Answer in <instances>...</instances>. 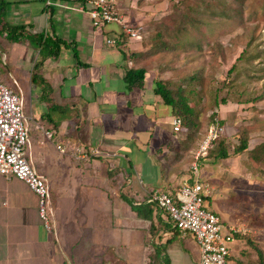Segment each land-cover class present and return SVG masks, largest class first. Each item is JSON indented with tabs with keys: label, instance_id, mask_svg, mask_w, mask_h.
Here are the masks:
<instances>
[{
	"label": "crops",
	"instance_id": "crops-1",
	"mask_svg": "<svg viewBox=\"0 0 264 264\" xmlns=\"http://www.w3.org/2000/svg\"><path fill=\"white\" fill-rule=\"evenodd\" d=\"M54 1L47 8L44 0H0V64H29L26 156L46 180L54 225L51 232L45 228L38 196L25 182L0 174V264H90L111 247L119 257L139 260L141 228L149 221L121 194L140 204L153 191H177L189 176L174 158V117L155 92L158 71L124 57L126 50L145 51L141 45L123 35L120 25L94 27L85 0ZM117 35L126 41L109 46ZM142 66L144 85L129 88L127 72ZM50 101L60 113L51 111ZM45 130L55 132L56 143L45 139ZM77 148L100 155L83 160ZM112 213L123 223H111ZM178 237L195 249L192 264H198L195 240Z\"/></svg>",
	"mask_w": 264,
	"mask_h": 264
},
{
	"label": "rangeland",
	"instance_id": "rangeland-1",
	"mask_svg": "<svg viewBox=\"0 0 264 264\" xmlns=\"http://www.w3.org/2000/svg\"><path fill=\"white\" fill-rule=\"evenodd\" d=\"M116 1L124 19L143 29L142 39L135 40L142 50L160 41L157 38L160 34L177 42L176 51L155 53L144 64L157 70L159 78L172 80L175 86H186L184 80L196 78L191 85L195 92L190 104L196 111L198 125L191 132L183 129L179 132L177 155H174L177 163L182 164L183 174L189 175L184 181L191 178L193 165L198 164L200 179L210 187L211 210L218 213L228 228L246 234L264 249V99L257 103L244 102L259 95L264 97V0H225L223 3L206 0V5H199L200 2L192 5L193 0ZM190 4L193 11L189 10ZM217 44L222 50L218 51ZM244 50L243 58L237 61ZM234 64L236 69L229 73ZM28 66L0 64L5 84L24 99L27 117L30 101L26 92L33 87ZM147 80L151 81L150 75ZM223 100L227 102L224 104ZM49 103L52 112H61L59 105ZM242 128L253 130L250 148L236 155L234 150ZM211 129L221 133L203 155L201 145ZM222 141H226L230 158L215 161L209 152L217 149ZM52 151L56 153L55 149ZM115 218L112 213L111 223H123ZM161 218L164 222L167 220L166 216ZM149 228L150 222L143 223L141 259L129 254L119 257L111 247L102 260L90 264H154ZM172 235L162 231L154 239L157 243L165 242ZM192 250L195 251L177 236L168 246L165 257L169 264H192L198 259ZM231 254L234 263L251 264L257 260V252L247 240H235Z\"/></svg>",
	"mask_w": 264,
	"mask_h": 264
},
{
	"label": "built area",
	"instance_id": "built-area-1",
	"mask_svg": "<svg viewBox=\"0 0 264 264\" xmlns=\"http://www.w3.org/2000/svg\"><path fill=\"white\" fill-rule=\"evenodd\" d=\"M47 8L55 5L54 0H44ZM90 9L88 14L94 27L105 24H117L122 27V34L129 39L141 40V27L130 25L120 14L116 0H85ZM122 35L109 38L107 44L112 47L122 42ZM176 133L183 129L181 118H173ZM220 131H223L221 128ZM219 130L211 129L201 145L205 155L212 143L219 137ZM45 139L53 141L55 132L44 131ZM29 143V132L26 126L22 98L9 86L0 82V174L8 178L15 177L25 182L38 196L39 215L45 228L53 230L52 216L48 207L49 190L46 180L32 167L26 156ZM44 143V142H42ZM58 150L65 153L66 148L57 145ZM96 149L77 148V158L91 160L99 156ZM210 187L200 179V167L194 164L192 176L184 181L175 192L163 190L153 191L148 201L155 203L166 212L172 224L182 237H192L200 251L198 264H236L230 261L231 244L235 241L234 233L228 228L221 217L212 211L208 198Z\"/></svg>",
	"mask_w": 264,
	"mask_h": 264
},
{
	"label": "trees",
	"instance_id": "trees-1",
	"mask_svg": "<svg viewBox=\"0 0 264 264\" xmlns=\"http://www.w3.org/2000/svg\"><path fill=\"white\" fill-rule=\"evenodd\" d=\"M84 1V0H83ZM204 1V2H203ZM193 0L192 5L198 4L199 5H206L205 1L206 0ZM225 2V0H220ZM203 2V3H202ZM212 2V1H211ZM191 4L189 5V10L193 11L194 8H192ZM209 4L207 5V7ZM225 6H228L225 4ZM225 13V11L223 12ZM23 32V30H21ZM124 35V34H123ZM122 37V43H124L125 38ZM157 38L160 41H157L153 43L151 48H149L146 51H131V50H126L124 51V57L126 59H130L136 64H144L146 60H148L151 55L155 53H160V52H173L176 51V43L177 42H172L170 38H165L164 35H158ZM56 44H66V42H62L61 40H58L55 42ZM219 43V42H218ZM119 44V46H120ZM46 46L48 48H51V43L45 42L43 44V47ZM58 47V46H57ZM56 47V48H57ZM219 50H222V46L220 44H217L216 47ZM59 50H56L53 52V54L56 56L58 55ZM246 53V50H244L237 61L241 60L243 58V55ZM236 61V62H237ZM236 69V64L232 66V68L229 70V73L233 72ZM146 73H147V67L142 66L139 68H132L130 69L127 74H126V81L128 83L129 88H138L142 87L144 85V81L146 78ZM35 77L33 76V80ZM195 77H190L187 80H184L183 83H186L184 85L179 84V85H174L172 80L170 79H163L159 78L157 81H155V92L158 94L163 102L168 105L171 108V113L172 116L175 118H181L183 122V131L185 132H191L194 130L198 123H197V115L195 109L191 106L190 100H192V97L194 95L195 90L191 89V85H193V81L195 80ZM190 88L188 89L187 87ZM264 99L263 95L256 96L254 98H249L244 100V102H252V103H257L259 101H262ZM224 104L227 102V100H223ZM253 130L249 128H242L241 134L239 136V143L236 146L234 150V154H243L244 152L248 151L250 148V143H251V133ZM262 146H264V142L262 143ZM209 156L214 157L215 161L217 160H226L230 158V153L226 147V141H222L218 144V148L215 150H212L209 152ZM121 198L130 205L132 210L137 214L138 217L141 219H144L146 221L150 222V228H149V233L152 236L151 240V246L154 249V256L152 258V261L154 264H169V261L165 257V252L168 248V246L176 240L179 231L178 229L172 224L168 214L164 212L161 208L158 207L157 204L155 203H150L147 199H144L143 202L140 204H137L133 198L129 197L125 193L121 194ZM166 216L167 220L165 222L161 217ZM163 228V230H162ZM162 231L169 232L173 234L170 236V238L166 239L165 242H160L157 243L155 241V237L157 234ZM234 238L235 240H247L248 243L254 247V249L257 252V260L255 263L251 264H264V249H261L258 245L253 243L250 238L246 234H242L241 232H235L234 233ZM230 261H235L234 257L231 256L229 258ZM237 262V261H236ZM236 264H241L240 262Z\"/></svg>",
	"mask_w": 264,
	"mask_h": 264
}]
</instances>
